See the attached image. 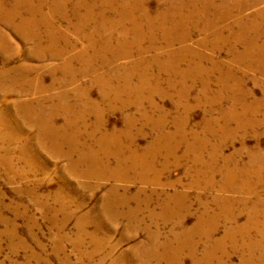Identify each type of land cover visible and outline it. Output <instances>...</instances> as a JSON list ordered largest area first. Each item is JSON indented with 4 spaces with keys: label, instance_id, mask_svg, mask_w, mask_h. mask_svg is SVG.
Listing matches in <instances>:
<instances>
[{
    "label": "rangeland",
    "instance_id": "obj_1",
    "mask_svg": "<svg viewBox=\"0 0 264 264\" xmlns=\"http://www.w3.org/2000/svg\"><path fill=\"white\" fill-rule=\"evenodd\" d=\"M148 6L154 9L155 0H149ZM259 11L252 9L225 24L230 23L237 30L240 19ZM55 23L76 38L65 21L59 19ZM261 27L264 29V25ZM0 33L8 40V47L0 45V137L6 131L4 115L11 117L14 127L24 128L22 141H16L0 153V264H264V249L248 248L260 239L255 227L243 231L252 204L242 203L244 198L253 203L264 199V182L248 196L241 191L222 190L227 182L226 170L248 168L254 152L259 151L260 156H264V125L253 131L249 127L235 132L237 118L244 107L250 108V122L264 117L262 75L243 72L234 64L235 80L241 88L231 94L220 93L217 74L210 77L209 94H203L200 84H196L185 94L138 91L118 97L111 92L104 97L97 85L91 86L85 104L93 110L108 112V120L99 125L95 115L90 114L86 122L77 121L74 127L67 129L70 141L77 147L72 158L79 159V153L85 150H98V138L107 133L116 137V142L109 144L112 152L119 148L125 155V151H135V158L144 161L149 168L138 163L133 170L121 175L84 176L79 173L82 169L77 173L69 172L65 158L43 148L35 124L17 120L20 106L30 103L37 106L45 96L34 90L23 92L19 86L12 89L11 79L35 81L43 74L49 84L53 78L45 68L60 62L38 57L33 44L12 30L0 27ZM199 39L196 36L194 42ZM261 46H264V37L257 38L255 49ZM83 47L84 41L80 40L75 52ZM205 53L211 54V51L205 50ZM220 60L229 62L231 56L222 53ZM82 64L77 62L74 66L79 68ZM203 67L209 69L211 64L204 63ZM91 80L94 77L80 82L88 84ZM136 82L138 80L134 79L133 83ZM109 84L114 89L123 81L110 80ZM75 97L71 95V103L77 104ZM232 97L242 99V105L231 106ZM44 101L45 109H49L52 103L46 98ZM141 102L142 106H137ZM255 104H260V108L254 107ZM225 116L229 117L228 122ZM127 119L133 122L128 131L134 138L120 136L128 127ZM64 122L59 118L55 129H63ZM156 123L162 124L166 134L184 125L189 136L199 135L197 141L203 145L200 150L203 164L195 163L197 156H187L185 144L178 145L174 156L146 153L157 143V132L152 130ZM225 125L234 135L225 136L221 152L213 163L215 188L207 187L211 174L202 176L200 170L202 165L211 163L210 155L219 144ZM96 126L101 129L94 133ZM89 134L91 139L87 137ZM174 143L176 140L169 145L176 146ZM7 149H11L8 154ZM67 150L69 147L65 146L64 151ZM95 157L107 159L105 163L110 169L118 164L116 156ZM123 157L130 159L131 156ZM10 164L12 169L6 167ZM254 170H249L251 176ZM224 212L234 215L235 220L230 222V216L224 217ZM208 224L217 232L207 240ZM210 251L213 256L211 262H207Z\"/></svg>",
    "mask_w": 264,
    "mask_h": 264
},
{
    "label": "bare ground",
    "instance_id": "obj_2",
    "mask_svg": "<svg viewBox=\"0 0 264 264\" xmlns=\"http://www.w3.org/2000/svg\"><path fill=\"white\" fill-rule=\"evenodd\" d=\"M148 1L0 0V27L18 33L33 44V50L37 52L38 57L60 62L46 66L45 69H48L53 78L49 84L44 81L43 74H39L35 81L31 79L20 81L19 77H15L11 79V87L15 89L19 86L23 92L34 90L38 94H43L48 102L52 103L49 109H45V98L37 100V106L32 103L22 105L18 108L17 120L35 124L43 148L54 156L65 158L68 161L69 172L77 173L82 169L79 173L84 176L105 177L109 173L111 175L127 173L138 163L149 168L144 161L135 158V151L129 153L125 151L127 154L125 155L119 148L112 152L109 144L116 142V137L107 133H103L98 138V150L89 152L85 150L79 153L81 156L79 159L72 158L77 147L70 141L71 137L67 129L74 127L77 121L86 122L85 118L90 114L95 115L99 125H103L104 121L108 120V112L93 110L85 104V99L89 96L93 85L99 87L104 97L111 92L117 97L123 94H136L138 91L151 94L175 91L185 94L196 84H200L203 94H209L210 77L212 74H217L220 93L231 94L241 88L239 81L235 80L234 64L243 72L250 71L264 77V46L255 49L257 38L264 37V29L261 27L264 25V0H155L154 9L148 6ZM252 9L260 11L253 16L240 19L237 22L239 29L234 30L230 23L225 24L232 17ZM59 19L67 23L68 29L76 36L75 39L56 25L55 20ZM1 35L0 45L8 47L7 38ZM196 36L200 39L194 42ZM80 40L84 41L85 47L75 52ZM205 50L211 51V54L205 53ZM222 53L228 54V57L230 55L231 60L221 61ZM77 62H83L81 67L75 68ZM204 63H210L211 67L206 69L203 67ZM88 77H94V80L88 81V84H81L80 81ZM134 79L138 80L136 84L133 83ZM110 80L123 81V84L111 89ZM189 83L192 85L189 86ZM73 94L78 99L77 104L71 103ZM239 103L242 105V99L237 100L236 97L232 100L231 106ZM137 106L141 107L142 102ZM254 107L258 109L260 104H255ZM249 109L244 107L238 116L235 132L247 130L249 127L253 128V131L258 126L264 125V117L262 120L255 117L258 122H250ZM6 116L4 115L3 121L6 123V131L0 137V153L2 149L9 148V145L15 144L16 141H22L20 136L24 132L22 126L14 127L11 117ZM59 118H63L65 122L62 125L63 129L58 130L55 129L54 124ZM225 120L228 122L229 117L225 116ZM126 122L128 127L120 136L134 138L131 131H128L133 122L129 119ZM97 129L101 127L96 126L94 133ZM223 129L219 144L214 147L210 155L211 163L202 165L200 170L202 176L211 174L206 182L207 187L215 188L213 176L216 174L213 163L221 152L225 136L234 135L227 129V125ZM152 130L157 132L155 134L157 143L150 146L146 153L154 152L151 154L153 156H158V153L174 156L178 145L185 144V152L189 154L187 156H197L195 163H202L200 150H203V145L197 141L200 137L196 134L189 136L184 125L176 127L172 134H166L160 123H156ZM91 136L87 135L88 138ZM189 137L194 141H190ZM173 140L177 143H174L176 146L171 147L169 144ZM65 146H68L69 150L64 151ZM21 149L23 152L26 151L24 147ZM10 150L7 149L6 154L10 153ZM260 155L259 151L252 153L251 156L254 157L250 158L248 168L226 170L227 182L222 190L238 193L241 191L246 196L254 193L255 187H259L264 182L262 178L264 156ZM95 156H116L118 164L110 169L108 164L106 165L107 159ZM123 156L131 157L128 159ZM6 167L12 169L11 164ZM251 168L256 170L252 176L249 173ZM143 179L148 181L146 177ZM242 203L252 204L248 223L243 226V231L251 226L255 227L257 237L260 239L252 242L248 248H253L254 251L262 250L264 249V199H258L253 203L249 202L248 198H244ZM224 213V217L229 215ZM233 220H235L234 215L230 216L229 221ZM209 226L206 233L207 240L217 232L215 227ZM212 248L215 246L212 245ZM210 252L207 255V262H211L213 256V251Z\"/></svg>",
    "mask_w": 264,
    "mask_h": 264
}]
</instances>
